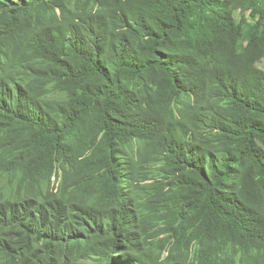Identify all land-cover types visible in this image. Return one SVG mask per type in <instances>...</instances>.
Segmentation results:
<instances>
[{
	"label": "trees",
	"instance_id": "1",
	"mask_svg": "<svg viewBox=\"0 0 264 264\" xmlns=\"http://www.w3.org/2000/svg\"><path fill=\"white\" fill-rule=\"evenodd\" d=\"M263 65L264 0H0V264H264Z\"/></svg>",
	"mask_w": 264,
	"mask_h": 264
},
{
	"label": "rangeland",
	"instance_id": "2",
	"mask_svg": "<svg viewBox=\"0 0 264 264\" xmlns=\"http://www.w3.org/2000/svg\"><path fill=\"white\" fill-rule=\"evenodd\" d=\"M263 67H264V65H263ZM56 186H57V183H56ZM89 262H91V260H89Z\"/></svg>",
	"mask_w": 264,
	"mask_h": 264
}]
</instances>
